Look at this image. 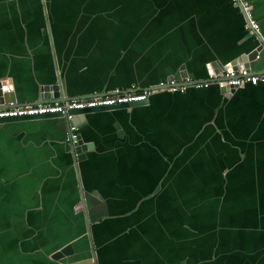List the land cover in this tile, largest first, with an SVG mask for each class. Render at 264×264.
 Returning a JSON list of instances; mask_svg holds the SVG:
<instances>
[{
	"label": "crops",
	"instance_id": "1",
	"mask_svg": "<svg viewBox=\"0 0 264 264\" xmlns=\"http://www.w3.org/2000/svg\"><path fill=\"white\" fill-rule=\"evenodd\" d=\"M264 41V0H248ZM258 45L229 0H0V77L65 96L155 85ZM250 69H264V51ZM131 85V84H130ZM132 86V85H131ZM127 90V89H126ZM0 124V264H264V86L214 84ZM66 243L72 256L49 255ZM91 245V246H90Z\"/></svg>",
	"mask_w": 264,
	"mask_h": 264
},
{
	"label": "built area",
	"instance_id": "2",
	"mask_svg": "<svg viewBox=\"0 0 264 264\" xmlns=\"http://www.w3.org/2000/svg\"><path fill=\"white\" fill-rule=\"evenodd\" d=\"M233 4L238 5L243 19L244 29L247 33L253 34L258 30L257 20L253 17L250 6L245 0H229ZM258 55H255V59ZM264 85V72L254 73L250 69L242 68L223 70L219 72H208L203 79L192 80L188 76L182 77L180 82L175 81L174 78L159 80L155 85L147 87H138L134 90L118 91L115 89L111 93L91 96L73 97L66 100H54L44 103H34L22 106H11L0 108V118L15 117V116H31L35 114H59V117L64 119L63 126V142L69 148L75 142L78 135V127L72 122L74 114L73 109L93 108L99 106H112L131 101H142L149 97V95L157 90H165L169 92H182L186 85L195 87H207L210 84L216 87L224 88H238L245 84ZM131 86L130 88H132Z\"/></svg>",
	"mask_w": 264,
	"mask_h": 264
},
{
	"label": "water",
	"instance_id": "3",
	"mask_svg": "<svg viewBox=\"0 0 264 264\" xmlns=\"http://www.w3.org/2000/svg\"><path fill=\"white\" fill-rule=\"evenodd\" d=\"M247 2V4L250 6V9L252 11V7L251 4L248 2V0H245ZM230 2V1H229ZM232 3V2H230ZM259 29V26H258ZM253 35L256 37L257 41H258V45L256 47H254L253 49H251L248 52H241L238 55H235L229 59H225L226 61H221V58H217L214 59L213 61H210L208 63H206V70L207 73L214 71V72H219V71H223V70H230V69H242V68H246V69H250V64L249 62L252 59H255V55H258V52L260 50L264 51V41L263 39L259 36L258 32H254ZM259 57V55H258ZM178 73L180 77H185L187 76L185 67L183 64L178 65ZM251 70V69H250ZM254 73H263V70H258V71H253ZM173 78L172 75H167L164 78L160 79H170ZM133 86L132 88L131 85ZM129 85H127L124 89H118V91H124L126 89L129 90H134L135 88H138L135 83H130ZM260 84V83H258ZM249 85V84H245L242 87ZM257 85V84H255ZM255 85H251V86H255ZM262 85V84H261ZM264 86V85H262ZM218 88V87H217ZM240 88V87H238ZM219 91L221 92V94L224 97L229 96L235 89L237 88H224V87H220L218 88ZM115 89H112L111 91H113ZM111 93L110 91H100V93H95V94H108ZM94 95V93H91L89 95H75V97H81V96H91ZM69 98H73V97H69V96H65L62 93V89L60 86V82L58 81V79L55 80V82L53 83H45V82H41V83H36V98L33 101H28V102H18L15 100L14 94H13V90H12V85H11V79L8 77H0V108L1 107H11V106H22V105H27V104H34V103H44V102H50V101H54V100H66ZM147 102V99L142 100V101H131V102H126V103H121V104H117V105H112V106H99V107H93V108H83V109H73L72 113L74 114V118L72 120V122H74L77 127H79L81 120L84 117V114L87 112H91V111H97V110H106V109H112V108H122V107H129V106H134V105H139L142 103ZM53 116H57L59 117V114H49V113H45V114H35V115H31V116H15V117H2L0 118V124L3 122H7V121H15V120H21V119H33V118H41V117H53ZM90 143H84L81 140V137L78 133L77 138L75 140V142L72 143V145L70 146V151L74 154L78 153L79 151L84 150L85 148H90ZM91 246V245H90ZM73 251L71 248V244L70 243H66L63 246L59 247L58 249H56L54 252H52L49 257L53 260H61L63 258H67L69 256H72ZM89 263H94V258H93V253H92V248H91V257L88 258H84V259H78V260H71L69 262H67L66 264H89Z\"/></svg>",
	"mask_w": 264,
	"mask_h": 264
}]
</instances>
